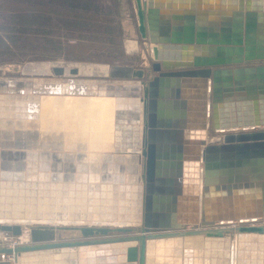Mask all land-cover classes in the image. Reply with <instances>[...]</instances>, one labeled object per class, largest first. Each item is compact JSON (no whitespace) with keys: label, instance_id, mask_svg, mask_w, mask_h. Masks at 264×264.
Here are the masks:
<instances>
[{"label":"water","instance_id":"1","mask_svg":"<svg viewBox=\"0 0 264 264\" xmlns=\"http://www.w3.org/2000/svg\"><path fill=\"white\" fill-rule=\"evenodd\" d=\"M134 1L139 35L153 45L154 61L150 69L51 61L27 64L23 70L27 77H0L1 95H62L66 87L65 93L72 96L107 95L130 100L129 103L124 101L115 114L120 122L117 124L119 132L116 130L115 149L119 154L116 159L113 155L102 158L99 154L87 153L89 149L83 142L77 143L76 153L64 155L62 135L57 132L41 135L36 122L28 126L19 118L17 125L16 121L12 123L16 129H0V217L36 218L37 215L26 213L24 206L19 208L17 203L29 195H33L35 201L39 198L40 202L42 198L53 199L56 194L75 197L79 183L70 191L66 185L75 183L78 167L86 172L89 167L93 172L101 170L100 183L112 180L114 168L116 174H121L117 182L130 183L127 191L122 190L125 186L121 185L122 197L112 192L100 195V191L93 202L90 199L91 209L86 220L91 225L32 228L33 244L0 248V264H12L10 257L17 259L25 252L81 249L84 256L91 246L127 242L139 244L127 250L128 262L147 264L150 240L224 238L234 232L264 235V222L258 220L264 216L261 214L235 216L220 228H207L214 224L204 216V198L208 191L206 175L213 152L230 150L236 155L237 166L241 162L243 165V160L252 164L259 179L248 187L256 186L264 193V130H259L264 127V0ZM102 67L106 71L101 72ZM245 73L246 85L242 79ZM94 75L102 79L85 78ZM244 91H247L246 96ZM188 127L198 129L197 148H163V142L168 143L169 138L177 134L171 128ZM219 132L227 133L223 143L209 145L207 136ZM57 137L60 138L56 142ZM132 149L135 151L129 152ZM185 157H189L190 162H184ZM33 159H40L48 166L43 172L53 181L46 185L47 196L40 194V186L22 174L28 161ZM128 165L130 177L126 178ZM184 167L193 179L201 178L202 173L204 176L201 198L192 192L199 189L198 180L186 185L187 200L202 202V227L197 220L187 219L181 223L177 219ZM14 173H19V177L12 176ZM231 183L236 191L243 188L238 181ZM107 195L114 198L116 210L117 199L121 200L122 212L117 216L109 215L108 220L138 222L141 226H93L94 220H101L99 215L92 214L93 206L97 212L100 209L97 204ZM130 195L133 201L124 208L123 199ZM131 209L135 213L130 212ZM253 217L256 218L251 219ZM236 219L240 222H233ZM186 225L194 228L187 229ZM0 231L19 236L22 228L18 224H0ZM67 231L79 232V239L65 240L67 237L61 233ZM116 232L129 236L107 238ZM72 264L79 261L73 260Z\"/></svg>","mask_w":264,"mask_h":264},{"label":"rangeland","instance_id":"2","mask_svg":"<svg viewBox=\"0 0 264 264\" xmlns=\"http://www.w3.org/2000/svg\"><path fill=\"white\" fill-rule=\"evenodd\" d=\"M51 61L93 64L106 67L118 65L132 66L134 68H144L147 70L150 69L154 59L150 55L148 43L140 37L138 32V18L135 1L0 0V77H27L23 74V70L27 64ZM151 75H153V73H151ZM85 78L102 79V77L95 75L87 76ZM0 96L2 95L0 94ZM16 96L18 95H8V98L6 99L8 101H13L10 104L14 105ZM5 105L0 106V129H14L15 125L13 126L12 123H14L16 119L12 117L15 116L13 115L11 117L10 115H7V112L5 111ZM15 108L17 109L18 106H15ZM10 111H13V109H11ZM60 114L64 118L62 112ZM39 118L40 115L38 119H35V121L41 135L44 133L50 134L52 132H57V134L62 135L64 144L62 153L64 155L76 153L77 143L80 142L86 143L88 147L87 149H89L86 150V152L89 154L96 153L99 154L102 158L105 155H113L114 159L117 158L116 155H119L118 153H116L115 149L117 136L115 135V128L113 124L109 127L110 131H108V134L111 132V135H108L107 141H104L103 139H100L95 135L97 133L93 126H89V129L87 128L86 130L82 129V127L80 126H72L64 122V127H60L58 123L62 124L64 120H62L61 117V119H55L50 116L47 120L50 121V123L52 122L50 124L51 129L47 131L41 126L42 119ZM56 123L58 125H55ZM16 128L17 127H15V129ZM83 130H86L88 133L81 137V131ZM75 135H77V138H79L80 140L75 139ZM95 136L98 138L96 139ZM5 197H8L7 193H5ZM33 198V195H29V198L27 197V199L26 197H24V199L22 197L17 201V203H19V208L24 206V210L26 211V213L30 212L31 215H33V213L34 215H37V217L34 218L37 219V221L45 219L69 221L78 220L79 223L81 222V224H72L69 222L70 224L67 223L56 225L53 224V222H34L30 225H21V235L27 233L30 234V240L28 242L29 245L33 244L31 238L32 228H36L39 226L76 227L88 226L92 224L88 220H86V218L88 219L87 216L89 215V213L87 212V210H85L87 204L84 203L86 196L84 195L83 190L77 192V195L75 197H65L56 194L53 199L52 197H49V200H45V198H42L43 201L41 202L37 201L39 198L36 201ZM117 200L118 204L116 210V205L113 202L114 198H112L110 195L105 196L104 199H102V201L100 200V202L97 204L100 208L99 210H97V212L94 209L95 206H93L92 214L94 215V213H96L101 217V220L102 218L107 219L109 215L110 217L114 215H120V213H122L120 211L119 205V202L121 200ZM123 201L125 202L124 208H127L129 206V203L133 201V198L130 195V197L124 198ZM6 208H8L7 205ZM126 213L128 212H124L123 214ZM111 222L112 221L110 220L109 224H94L93 226H106L111 228H117L119 226ZM124 226L139 228L141 224H139L138 222H131L130 225ZM6 233L7 232H5V234ZM238 234V232H234L229 235H225L224 238H218L209 245L204 242L201 248L202 259L204 260L207 256L208 258L211 257L212 264H229V259H226L229 258V253H227L228 256L224 253H226V251H230L231 247L229 246V243L237 240L239 247V264L241 262H244V264H263L261 262L264 260V237L259 234H250L239 237ZM125 236L129 235L116 232L111 233L107 238H123ZM19 237L20 235L14 236L13 233H7L6 239L0 237V248L14 246V242H20ZM76 239L79 238H77L76 236H68L65 240L73 241ZM238 240H240V243L238 242ZM257 241L261 242L259 243ZM217 242L219 243V245ZM226 245L230 248H228ZM136 246H139V244L136 243ZM221 246H223L224 248ZM217 247L218 250L223 248L221 249L222 251H218ZM79 250L80 249H75L74 251L71 249L47 250V252L45 253L40 252L41 255L29 254V257H31L32 261L29 260L28 255L23 256V261L24 263L31 264V262L34 263L33 259L35 258L34 261L37 260L35 261V263L43 262L47 264L51 262L52 264H54V258L56 255H54V253L66 251L77 256ZM248 252L250 253V255ZM116 253L119 257L123 256V252L121 251H118ZM162 255L163 256L161 261L164 264H184V261L182 260L175 261L176 258H184L182 253L177 254L175 252H164L162 253ZM217 255H219L220 257ZM224 255L227 257H225ZM252 255L254 256V260H252ZM21 256L19 255L16 260L11 257L13 258L12 264H22V261H20ZM26 257L28 258L25 259ZM155 257L153 256L152 261L156 260ZM39 259H41L42 261H39ZM56 259H59L58 256ZM257 261L258 263H255ZM121 262V264H130L127 260V252L126 258H122ZM209 263L211 264L210 261Z\"/></svg>","mask_w":264,"mask_h":264},{"label":"bare ground","instance_id":"3","mask_svg":"<svg viewBox=\"0 0 264 264\" xmlns=\"http://www.w3.org/2000/svg\"><path fill=\"white\" fill-rule=\"evenodd\" d=\"M148 48H149L150 55L153 57V54H152L153 45L148 43ZM99 70L101 72H104V71H106V68L102 67V68H99ZM63 89H64V93L62 95H40V96L39 95H31V96L18 95V96H16V100H14V102H15L14 105L10 104L13 101H8L6 99V98H8L7 97L8 95L7 96L2 95V96H0V106H4L6 104L5 105V111L7 112V115H10L11 117L13 115L15 116V117H12V118L16 119L15 120L16 121L15 122L16 125L18 123L17 119L20 118V119H24L23 122L27 123L28 126H31L36 121L35 120H30V119H38V117L40 115L39 119H42L41 120L42 121L41 126L43 127V129L48 131L49 129H51L50 124L52 122L50 123V121H48L47 119L50 116H52L55 119H61L62 118V120H64L62 122V124L58 123L60 125V127L61 126L64 127V125H63L64 122L66 124H68V125L80 126V127H82V129H86V130H87V128L89 129V126H93L95 128L96 133H97L95 135L98 136L100 139H103L104 141H107L108 135L109 136L111 135V132L108 134V131H110L109 127L113 124L114 128H115V135H117V132H119V130L117 129V124H120V122H119L118 119H116L115 114H116L117 110L120 109V107H121V105L123 104L124 101L125 102L127 101V103L130 102L129 99H128L129 101L128 100H119V99H117L115 97H110V96H107V95L82 96V97L81 96H72V95H69V94L65 93L66 92V87L63 88ZM103 97H108V98H113L114 99V110H113L114 113L113 114H111V113L108 114V112H105V116H103L101 114H98V112H95V113L90 115L91 122H92V124H90V125L86 122L87 121V116H86L85 112L83 114L82 113L78 114L79 115L78 117H80L78 122H76L74 119L73 120H69L68 119V121H66L67 117L65 116V113L63 112L62 103H64V102L65 103H70L71 102L74 105H79V104L92 105V107L97 110L98 106H99V108L103 106V104H102V98ZM52 102H54L56 104V107H54V108L51 107V103ZM105 103L106 104H110L111 101H106ZM15 106H18V108L16 109ZM11 109H13V111H10ZM61 112L64 115V118L60 114ZM82 115H83V118H81ZM82 121H84V122H82ZM123 123H125V122H123ZM58 124L56 123L55 125H58ZM14 129H15V127H14ZM86 130L81 131L82 132L81 137L88 133ZM116 130H117V132H116ZM75 136H76L75 139H79V138H77V135H75ZM91 137H92V134H91ZM98 137H96V139ZM59 138L60 137H57L56 139H54V141L57 142V140H59ZM130 151L132 152V151H135V150L132 149ZM37 160L39 161L38 163L36 162ZM37 160L35 161L33 159V160L28 161V164L26 166V170L22 174H24V176L26 174V176L28 177L27 180H30L31 183L36 184V186H38V187L40 186L39 187L40 194H42L43 196H47L48 189L46 188V185H47V183H50V181L52 182L53 180L51 179L49 181L44 175L43 171H44L45 167L48 168V166H44V163L42 162V160L41 161H40V159H37ZM129 168H130V165H128L127 170L125 172L126 178L128 176L130 177ZM19 173H14V174H12V176L19 177ZM101 173H102L101 170L95 171V172L91 171L90 167H89L87 172H86V170L83 171L81 168L78 167L77 168L76 179L74 181L75 183L68 182L67 185H66L67 186V190L70 191V190H73L74 187H76V185H75L76 183H79V186L77 187V190H79V191L83 190L84 194H85V191H86V196H87V198H86V200H87L86 201V203H87L86 209H87L88 213L90 212V209H91L90 204H89L90 199L93 202V200L96 198V196H99L98 194H99L100 191H101L100 195H102V193L105 194L106 192H109V193L112 192L113 195H115L117 193L118 195H120L122 197V195H123L121 193L122 191H119L121 185L125 186V187H122V190H125V191L129 190V188H126V187H128L130 185V183H128V184L121 183L120 184L119 182H117L121 178V174H116L114 168H113V174L114 175L112 176V180L111 181H106V182L100 183L99 181L102 179L101 178ZM50 175H51V172H50ZM84 185H86L87 187H85ZM99 185H101V186L98 187ZM121 197H119V198H121ZM130 212L135 213V210L131 209ZM109 221L94 220L96 225L97 224L101 225V223L109 224ZM111 221L113 223L117 224V225H122V226H124V225L128 226V225L131 224V221L130 222H128V221H115V220H111ZM34 222H50V223L53 222V224H56V225L57 224H67L69 222L72 223V224L74 223V221L57 220V219L56 220H46L45 219V220L37 221V219H34L33 217H29V216H26L25 218H20V217L19 218L18 217H16V218L13 217L12 218V217H5V216L4 217H0V224L1 225L2 224H5V225L18 224V225L21 226V225H26V224L30 225V224H33ZM75 224H76V222H75ZM77 224H81V222L80 223L78 222ZM61 234L66 236V237H68V236H76V237L79 236V232L67 231V232H63ZM6 235H7V233L5 234L4 231H0V237L6 239ZM227 235H229V234H227ZM245 235H250V234H247V233H239L238 234L239 237H243ZM199 237L200 236L190 237V238L191 239H193V238L200 239ZM29 238H30V234H28V233L20 235V237H19L20 242H14V245H16V244H27V245H29L28 244V242L30 240ZM190 238L185 239V240H188V241L185 242V246L186 245L190 246V245H188L187 242H193V241H189ZM216 239H218V238H216ZM258 239H259V237H258ZM242 240H243V238H242ZM261 240H262V238H261ZM182 241H184L183 238H169V239L165 238V239H156V240L148 241L147 264H164L161 261L162 260V253H164V250H165L164 248H168L169 247V248L172 249L173 253L175 252L177 254H181V249H182L181 242ZM239 241L240 240H238V242ZM229 242H227V243H229ZM257 242L260 243L261 241H257ZM229 244H230L229 246L231 248L229 246H227L228 244L226 246L228 248H230V251L229 252L226 251V253H224V252L223 253L225 255L227 253H229V256L227 254V256L229 258H226V259H229V264H239V256H238L239 255V250H238L239 247H238L237 240H234V242L229 243ZM218 245H219V243H218ZM197 246H201V245H197ZM135 247H136V242H127V243L111 244V245H104V246L103 245L102 246H91L87 250V255H84V256L81 255V249L79 250L77 256L74 255L73 253L70 254V253H68L66 251H61L59 253H54V255L56 254L55 258H54V264H55V262H56V264H60V263L61 264H72L73 260L79 261V264H114V263L115 264H121L122 263L121 259L122 258L123 259L126 258V252H127V257H128V251L127 250H129L131 248H135ZM221 247H223V246H221ZM227 247H226V249H227ZM223 248H221V249H223ZM240 248H241V246H240ZM221 249H219V250H221ZM259 249H260V247H259ZM61 250H63V249H61ZM71 250H73V249H71ZM217 250H218V247H217ZM118 251L123 252V256L122 257H119L117 255L116 252H118ZM40 252H44L45 253L47 251H35V252L22 253L21 254L22 256L20 255L21 256V258H20L21 260L20 261H22V264H27V263H24L23 256L28 255V257H29V254L30 255H32V254L41 255ZM184 252H185V250H184ZM193 252H194V250H192L191 248L188 249V247H187L185 253L191 255ZM220 253H222V252H220ZM249 255H250V253H249ZM57 256H58L59 259H56ZM153 256L154 257L156 256L155 257L156 258L155 261H152ZM217 256H219V255H217ZM227 256H225V257H227ZM28 257H26L25 259H27ZM255 257H257V256H255ZM13 258L10 257L11 261L13 260ZM34 259H33L34 263L31 262V264H46V263H43V262L42 263H40V262L35 263V261H37V260L34 261ZM29 260L32 261L31 257H29ZM179 260L181 261L180 258H176L175 259V261H179ZM241 260H242V257H241ZM252 260H254V256H253ZM39 261H42V260L39 259ZM219 262H221V261H219ZM260 262H261V260H260ZM29 263H30V261H29ZM185 263L186 264H190V263H194V262L190 261V260H185ZM255 263H258V261L255 262ZM261 263L264 264V260ZM47 264H52V263L49 262ZM242 264H244V262Z\"/></svg>","mask_w":264,"mask_h":264},{"label":"crops","instance_id":"4","mask_svg":"<svg viewBox=\"0 0 264 264\" xmlns=\"http://www.w3.org/2000/svg\"><path fill=\"white\" fill-rule=\"evenodd\" d=\"M243 83L246 85L247 79V73L243 74ZM244 95H247V91L243 92ZM260 94V93H259ZM165 100V99H164ZM170 100V99H169ZM104 101V102H103ZM106 101H111L110 104H106ZM102 104L103 106L97 108L92 107V105H85V104H79L74 105L71 102L70 103H62V109L65 113L66 121L69 120H75L78 122L80 117H78L79 113H84L87 116V123L90 125L91 117L90 115L98 112V114H101L105 116V112H108L113 114L114 113V99L103 97L102 98ZM64 105V106H63ZM51 107H56V104L54 102L51 103ZM260 113V110H259ZM83 118V115L81 116ZM84 122V121H82ZM176 130L177 134H173L169 139L170 141L168 143L163 142L162 146L163 148H183V149H194L197 148L199 145L197 144L199 139V133L198 129L194 128H186V129H180V128H171L170 130ZM182 130V132L180 131ZM259 130H264V127H261ZM173 132V131H171ZM227 133L219 132L216 134H209L207 136V143L209 145L211 144H222L224 140V136ZM204 147H201V149ZM131 152V151H130ZM186 156V155H185ZM190 157V156H189ZM189 157H185L184 162H190ZM243 165L241 162L240 166H237V158L233 151H226V152H213L211 154V168H209V171H207L206 175V182H207V188L208 191L206 192V196L204 198V216L205 220L208 222H212L214 225H211L207 228H220L221 226L228 224V220L234 219L235 216H257V215H264V193L261 190V188H258L256 186L251 187L248 185L252 183H256L259 179L256 175V170L252 166V164H246ZM223 164L226 165L223 166H217L215 164ZM201 169H203L204 164L201 161L200 164ZM184 167V174L181 176V201L178 203V213H177V219L178 221L184 222L185 220H197L199 222V226L202 227L201 220L203 217L202 212V202L199 200L191 201L187 200V193H189V189L187 188V182L192 180H198L199 181V189L198 190H192V192H196L198 194V198L202 197V189L204 187V176L203 173L201 174V178L193 179L188 176V173L185 171ZM238 184L242 185V189L239 191H236L235 189H232L231 182H237ZM248 187V188H247ZM256 217H253L251 219H255ZM260 222H264V216L259 218ZM233 222L237 223L240 222L239 219L234 220ZM106 224V223H101ZM187 229H192L194 226L186 225ZM264 237V235H262ZM200 239H191L189 241L193 242H187L190 246H185V242L188 240H185L181 242L182 249L181 253L183 254L184 258L181 259L182 261L190 260L194 263L190 264H210L209 261L212 264L211 257H205V259H202V253L201 248L203 246V243L205 242L207 245L217 240L216 238H207V237H199ZM201 245V246H197ZM192 249L194 252L190 255L185 253L186 249ZM164 252L173 253L171 248H164ZM185 250V252H184ZM163 256V255H162ZM172 264V263H169Z\"/></svg>","mask_w":264,"mask_h":264},{"label":"built area","instance_id":"5","mask_svg":"<svg viewBox=\"0 0 264 264\" xmlns=\"http://www.w3.org/2000/svg\"><path fill=\"white\" fill-rule=\"evenodd\" d=\"M18 245H21V244H16V245H14V246H18ZM14 246H11V247H14Z\"/></svg>","mask_w":264,"mask_h":264}]
</instances>
